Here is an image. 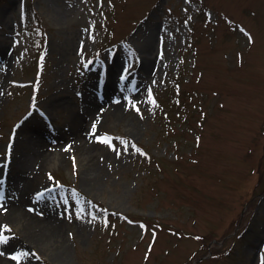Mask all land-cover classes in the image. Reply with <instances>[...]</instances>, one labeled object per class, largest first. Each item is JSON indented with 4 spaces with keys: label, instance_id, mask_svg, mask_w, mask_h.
<instances>
[{
    "label": "rangeland",
    "instance_id": "374dc122",
    "mask_svg": "<svg viewBox=\"0 0 264 264\" xmlns=\"http://www.w3.org/2000/svg\"><path fill=\"white\" fill-rule=\"evenodd\" d=\"M14 201L59 234L5 216L20 264H262L264 0H0Z\"/></svg>",
    "mask_w": 264,
    "mask_h": 264
},
{
    "label": "bare ground",
    "instance_id": "6f19581e",
    "mask_svg": "<svg viewBox=\"0 0 264 264\" xmlns=\"http://www.w3.org/2000/svg\"><path fill=\"white\" fill-rule=\"evenodd\" d=\"M95 110V109H94ZM93 109L91 110L92 112L94 111ZM88 113L89 115H93V113ZM89 120V119H88ZM86 120L82 123L87 124V126L85 127V131H87L89 129L88 123L89 121ZM81 132V130H80ZM86 134H88L86 132ZM84 137V138H83ZM80 141H82L83 146L81 147V149H88L89 148V137L86 136L85 134H83L81 136ZM20 147V143L15 146L13 149H17V151H19V153L21 152ZM20 149V150H19ZM34 156L37 157V155L39 154V151H35L33 152ZM26 162L25 165L26 166ZM15 178V176H14ZM17 180V179H16ZM15 180V181H16ZM14 181V186H12V188H10L9 190L11 192H13L14 197H16V190L15 188H17L19 186L18 182L16 181L15 183ZM4 195V192H2ZM13 200V199H12ZM11 200V201H12ZM14 203V204H13ZM12 204H7V205H0V225H2L5 221H7L5 219V216H12V214H20L21 216V221H19V232H21V234L26 238V240L31 241L34 238H39V239H49L53 236H59L58 234V225L54 224L57 221V218L55 217V214L52 213V211H50L49 209H44L43 207H41L42 210H44V213H39L36 212L29 208V207H21L18 204H16V202L14 201ZM21 207V208H20ZM46 210V211H45ZM9 251V250H8ZM8 251H7V247L5 246V244L0 243V264H13L12 263V257L8 256Z\"/></svg>",
    "mask_w": 264,
    "mask_h": 264
},
{
    "label": "snow or ice",
    "instance_id": "6c2138e0",
    "mask_svg": "<svg viewBox=\"0 0 264 264\" xmlns=\"http://www.w3.org/2000/svg\"><path fill=\"white\" fill-rule=\"evenodd\" d=\"M249 38L251 39V34H249ZM95 130H96V126L95 124H93L92 131L95 132ZM96 138L104 140L105 142L111 144V138L108 136V134H104L103 136H97ZM10 147L11 146L9 145V148ZM66 147H70V145ZM10 235L14 236L15 233H11V226L9 224L4 223L2 226H0V243L6 244L9 241ZM8 255L13 257V259L16 261V264H20L21 260L25 258V250L21 249L18 251H12L8 253ZM262 264H264V261H262Z\"/></svg>",
    "mask_w": 264,
    "mask_h": 264
}]
</instances>
